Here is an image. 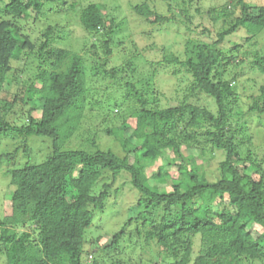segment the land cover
Masks as SVG:
<instances>
[{
	"label": "trees",
	"instance_id": "1",
	"mask_svg": "<svg viewBox=\"0 0 264 264\" xmlns=\"http://www.w3.org/2000/svg\"><path fill=\"white\" fill-rule=\"evenodd\" d=\"M189 1L160 0L167 11L175 2L178 11L169 15L147 2L132 8L153 23H189ZM237 3L241 14L212 43L188 38L183 56L161 47L155 61L140 57L150 69L143 76L144 88L128 80L137 73L133 64L137 50L130 51L122 42L113 44L112 34L120 23L113 24V18L103 15L99 2L0 0V141L9 137L21 142L13 152L2 153L0 162L14 157L18 147L28 150L32 138L50 144L41 162H31L27 154L22 166L8 171L15 188L7 195L10 211L0 218V258L5 264H104L101 253L116 251L131 224L140 249L152 254L146 264H264V146L261 155L258 149L260 142L264 145V55L247 50V59L240 60L236 48H218L238 27L250 34L248 42L255 38L264 29V5ZM77 9L83 39L90 40L82 52L59 45L72 36L57 18L63 20ZM32 12L36 21L48 14L56 18L41 31L39 46L21 23ZM208 13L215 22L230 11L224 6ZM28 57L37 63L23 84L17 74L28 65L14 68L12 64ZM88 58L98 63L90 75ZM243 63L246 70L262 76L256 93L246 94L242 86L246 81L241 74L247 71L238 66ZM11 71L14 91L6 89ZM162 73L188 79L175 106L161 104L154 78ZM92 75L108 76L125 88L124 94L111 103L93 99L87 87ZM195 93L211 98L215 110L187 101V95ZM244 98L247 101L242 103ZM24 104L30 105L26 122L16 123L17 108ZM111 104L113 108L108 107ZM236 107L243 110L235 113ZM91 116L96 117L94 129L103 125L107 136L120 145L122 156L112 149L69 147L76 136L86 133L88 128L82 126ZM80 140L95 146L93 139ZM190 149L196 154L187 152ZM219 151L223 159L218 174L209 179L203 164ZM158 158H165V163L147 172ZM121 173L124 183L130 182L138 192L136 215L111 234L108 245L87 251L85 232L103 211ZM99 240L101 236L95 243ZM87 255L94 256L90 263Z\"/></svg>",
	"mask_w": 264,
	"mask_h": 264
},
{
	"label": "rangeland",
	"instance_id": "2",
	"mask_svg": "<svg viewBox=\"0 0 264 264\" xmlns=\"http://www.w3.org/2000/svg\"><path fill=\"white\" fill-rule=\"evenodd\" d=\"M99 2L102 5L103 15H107L110 18H113V24L120 23V27L117 30H114L112 34L113 44L117 42H122L123 46L128 47L130 51L137 50L136 57L133 59V64L137 67V73H134L132 77L129 76L128 80H132L137 83L138 87L143 85L144 87V78L147 77V74H150V69L146 62H142V59L139 58L144 56L147 59H152L153 61L160 58L161 47H164L167 51H173L176 54L182 55L184 51V42L188 38L199 39L203 43L210 44L217 39V33L221 30L228 29L234 22L237 16L241 14V5L237 3L238 0H192L187 4L188 15L191 17V22L189 23H172V22H162V23H153L150 20H146L144 17L138 15L133 10L132 6L136 3L147 2L150 6H159V9H162L164 14L169 15L178 11V8L175 5V2L172 4L173 9L167 11L165 4H161L160 0H93ZM250 6L264 5V0H244ZM224 6L227 7V10L230 11L225 16H220L217 21H213L211 15L208 13L209 10L214 9L215 11L222 10ZM77 10H73L68 13V15L57 18L61 20L58 22L59 25L66 26L71 31V36L65 39L63 42L59 41V45L68 46L72 51L82 52L81 48L84 43L86 45L90 44L88 38H84L85 32L82 30L80 23H78ZM59 16V15H58ZM55 17L51 14L44 15L42 19L36 21L32 16L24 19L21 23L24 25L25 29L23 30L25 34L31 37L33 43L39 46L38 37H40L41 31L48 25L54 24ZM151 19V18H150ZM112 24V25H113ZM189 27L190 30H187ZM250 34L244 28L238 27L230 34H228L222 42L218 44V48L222 50H228L231 48H236L235 52L238 53L237 59H247V55L244 56L245 51H258L259 54L264 55V29L255 37L252 38L250 42L247 41V37ZM42 39V38H41ZM68 40V41H67ZM127 51V50H126ZM114 54H117L114 51ZM183 56V55H182ZM95 57V56H94ZM96 58V57H95ZM89 59V58H88ZM36 58L28 57L25 60H16L13 61L12 66L16 67H25L27 69L24 73L18 75V79H21V83H25L27 78L31 76V73L35 71L36 68ZM90 60V61H89ZM87 61L88 74H92L96 71V66L98 65L97 60L90 58ZM24 62V63H23ZM122 61L117 60V63ZM112 65L114 64L111 60ZM109 63V66L111 64ZM94 64V65H93ZM247 63H243L238 66V69H241V80L246 81L242 86L246 87V94L256 93L258 86L262 83V76H257L253 74L248 68L245 67ZM158 73V72H157ZM13 71L9 73V82L11 85L7 84L6 89L14 91L16 85L12 84L13 82ZM159 79L154 78V82L157 83L158 93L161 92V104L175 106L182 99L185 94V86L188 84V79L174 77L167 74H159ZM250 77H253L256 81L253 82ZM13 78V79H12ZM108 76L102 78L100 76L92 75L90 76L88 86L90 87L91 95L90 97L101 98L102 101H109L110 103L115 100L117 97H122L125 92V88L113 82ZM158 81V82H157ZM255 84V85H254ZM116 86V87H115ZM115 88V89H114ZM146 88V87H144ZM99 89V94H96V90ZM95 90V91H94ZM154 91H156L154 87ZM243 94V93H242ZM187 101L196 103L198 105H206L208 108L215 110L214 102L211 98L204 96L201 93L188 94ZM243 97H245L243 95ZM100 100V99H99ZM247 99H242V103H245ZM245 105V104H244ZM29 104H24L23 107L17 108V113L14 116V121L16 123L26 122V111L29 109ZM113 108L111 106H108ZM128 108V107H127ZM126 108V109H127ZM108 109V108H107ZM241 107L235 108V113L240 112ZM116 109L112 112L115 113ZM36 114V112H35ZM88 122L83 124L82 130L85 128L86 133L83 132L82 135L76 136L73 142L69 147H86L87 150H95V147L98 149H112L117 154H123L120 145L113 140V138L107 136L103 130L104 126L101 125L99 129H94L97 122L95 116L88 118ZM112 123L117 124L116 119L112 120ZM264 123V122H263ZM264 130V125L262 126ZM80 138H90V141L93 139L95 146H92L91 143L84 144ZM40 139V138H39ZM38 137L32 138L31 141H28L30 148L23 151L18 147L14 157L2 158L0 162V218L7 214L9 210L8 205V196L9 193H12L15 188L10 183V176L8 171L12 168L22 166L27 161V154L31 156V162L38 163L41 162L46 154L49 151L48 142L42 143V140H39ZM21 143L18 139H11L9 137L1 138L0 141V155L4 152L11 153L15 148ZM260 148L259 153L262 154L263 143H259ZM196 154V150L190 149L187 152ZM223 159L222 152H216L213 157H209L204 162V168L206 171V176L209 179L215 178L218 174V162ZM165 163V158H158L152 166L147 167V172L149 170L156 171L159 165ZM124 174H119L116 182L112 185V190L117 187V192L111 190L110 195L105 200V206L103 211L98 212L92 224L87 228L85 232L86 242H87V251L97 247L98 245L106 246L110 242L111 234L119 231L123 226L124 222L130 216L136 215L137 207L134 205L138 197L137 190L130 184V182L124 183ZM101 182L98 183V186L95 188L96 191H99ZM132 224L126 228L125 234L122 236L118 248L116 251H111V255L106 253L103 254L102 261L104 264H114L116 260H121L127 264H143L148 263L152 254L150 252H143L140 249V240L136 236L135 230L132 228ZM21 229V228H19ZM25 229V227H24ZM101 236V240L96 241V237ZM140 241V242H139ZM98 248V247H97ZM102 252V251H101ZM92 253V252H91ZM115 253V254H114ZM94 257V256H93ZM89 255H87V263L92 261ZM90 260V261H89ZM151 260H155L152 258ZM150 263V262H149ZM0 264H5L4 261L0 258ZM86 264V262L84 263Z\"/></svg>",
	"mask_w": 264,
	"mask_h": 264
}]
</instances>
